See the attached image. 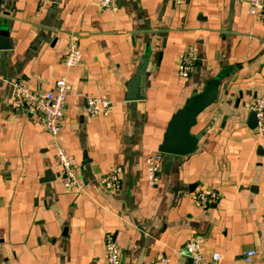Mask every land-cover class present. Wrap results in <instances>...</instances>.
Here are the masks:
<instances>
[{
  "label": "crops",
  "instance_id": "1",
  "mask_svg": "<svg viewBox=\"0 0 264 264\" xmlns=\"http://www.w3.org/2000/svg\"><path fill=\"white\" fill-rule=\"evenodd\" d=\"M0 264H106L111 235L121 264H190L184 246L204 238L209 260L264 264V133L249 125L247 104L264 96V22L249 0H0ZM75 38L79 66L63 56ZM193 47L195 65L178 74ZM144 98L126 99L144 58ZM67 73L71 91L62 131L49 133L26 106L12 103V82L50 90ZM222 76L219 98L191 132L196 150L165 154L160 180L150 185L147 163L158 152L173 114L196 91ZM106 94L109 116L89 117L86 98ZM62 146L82 172L78 186L59 180L55 153ZM113 167L118 190L98 177ZM202 188L220 193L197 206Z\"/></svg>",
  "mask_w": 264,
  "mask_h": 264
},
{
  "label": "built area",
  "instance_id": "2",
  "mask_svg": "<svg viewBox=\"0 0 264 264\" xmlns=\"http://www.w3.org/2000/svg\"><path fill=\"white\" fill-rule=\"evenodd\" d=\"M117 0H97L102 8H113ZM183 2L185 0H178ZM249 12L255 18L264 22V0H249ZM196 60L193 47H189L180 57L178 74L188 77L192 72ZM82 62V52L78 41L72 38L66 46L63 63L66 70L79 66ZM71 91V85L67 73L58 79L50 90L33 89L25 79H16L12 82V103L16 107L26 106L34 112L43 123L45 129L58 136L63 127L65 106ZM113 108L112 99L106 95L89 96L86 98L85 111L89 117L103 118L110 115ZM247 109L254 112L257 119L258 134L264 133V96H256L247 104ZM165 154L158 151L150 156L147 163V176L150 185H155L160 180V172ZM56 162L60 167L59 180L65 188L78 186L81 178V170L73 165L69 154L62 146H58L55 153ZM123 169L113 167L98 177V181L108 190H118L121 187ZM220 193L213 188H202L194 196V203L206 208L219 200ZM204 238L193 234L184 246V252L189 258L190 264H221L222 255L214 252L208 260L202 250ZM256 254L255 250H248L245 254V262L251 264ZM123 252L111 235H107L105 243L106 264H121Z\"/></svg>",
  "mask_w": 264,
  "mask_h": 264
},
{
  "label": "water",
  "instance_id": "3",
  "mask_svg": "<svg viewBox=\"0 0 264 264\" xmlns=\"http://www.w3.org/2000/svg\"><path fill=\"white\" fill-rule=\"evenodd\" d=\"M9 48H11V44L8 40V32L3 28L0 31V49ZM148 60V56H146L138 72L128 83L126 99L129 101L144 98L142 87ZM221 79L222 76H216L209 81L202 90H196L185 103L177 109L167 124L158 151L169 155L186 156L192 154L196 150L199 142V135L193 134L191 130L195 126L199 115L206 108L218 101ZM249 125L253 129L257 127V119L254 112L250 114Z\"/></svg>",
  "mask_w": 264,
  "mask_h": 264
}]
</instances>
